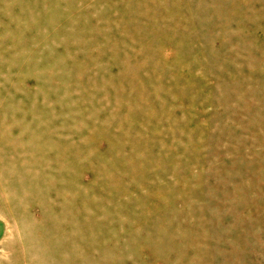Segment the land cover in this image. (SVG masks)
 <instances>
[{"label":"rangeland","instance_id":"obj_1","mask_svg":"<svg viewBox=\"0 0 264 264\" xmlns=\"http://www.w3.org/2000/svg\"><path fill=\"white\" fill-rule=\"evenodd\" d=\"M0 264H264V0H0Z\"/></svg>","mask_w":264,"mask_h":264},{"label":"flooded vegetation","instance_id":"obj_2","mask_svg":"<svg viewBox=\"0 0 264 264\" xmlns=\"http://www.w3.org/2000/svg\"><path fill=\"white\" fill-rule=\"evenodd\" d=\"M2 233H3V226L0 224V238L2 236Z\"/></svg>","mask_w":264,"mask_h":264}]
</instances>
